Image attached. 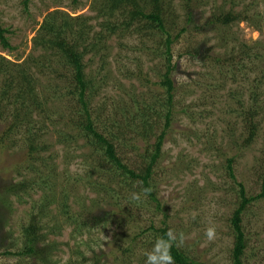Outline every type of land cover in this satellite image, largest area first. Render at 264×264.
Returning a JSON list of instances; mask_svg holds the SVG:
<instances>
[{"label": "rangeland", "instance_id": "1", "mask_svg": "<svg viewBox=\"0 0 264 264\" xmlns=\"http://www.w3.org/2000/svg\"><path fill=\"white\" fill-rule=\"evenodd\" d=\"M93 3V0H0V24L9 30L7 36L15 47L9 51L0 43V54L16 62L24 61L30 54L39 55L40 52L34 50L33 38L48 13L61 10L71 16L94 17L97 13L92 9ZM222 5L227 9L231 6L225 4L224 0H209L196 12L195 23L203 22L213 9ZM174 6L170 9V21L167 22L172 26L173 36L184 27L187 30L173 46L177 68L172 76L176 85L172 125L155 170L162 211H158L157 204L145 194H141L139 201L127 199L134 192L125 190L123 206H126L127 212L118 211L122 214L119 224L108 223L87 229L81 234H74L73 227L66 225L59 236H49L50 240L58 242L56 259L60 264H145V253L152 248L147 243H153V231L145 235L140 233L152 224L162 226L163 220L167 221L171 229L185 233L187 238L181 247L192 257L205 264H233L231 217L238 200L235 182L228 174L227 160L234 157L237 181L244 184L249 195L261 193L264 169V81L256 91L259 104L256 121L260 129L250 147L242 145L248 134L247 128L238 113L233 111L239 110L237 99L245 101V107L250 108L251 86L258 79L264 80V28L258 30L241 22L230 27L201 31L194 27V23L187 24V16L179 0L174 1ZM244 6L264 11V0H241L237 9ZM100 20H92L96 30H99ZM161 41L156 32L149 37L136 32L124 38L112 36L104 45V53L86 57L87 73L96 78L98 88L93 107L102 108V104L107 102L105 111L99 115V119H102L100 123H104L109 113L112 116L111 113L122 111L125 105L133 110L134 100L149 102L157 93L160 99L164 97L165 90L158 84V74L165 69L163 52L166 47ZM241 43L258 50L262 57L248 62L241 75H235V72L225 74L229 79L224 88L219 87L223 82L219 64L208 55H204L209 58L203 63L186 53L199 49L202 53L225 57L238 50ZM55 65L59 72L71 75L69 68L65 70L60 66L62 64ZM55 75L54 72L43 76L39 90L41 94L51 93L63 99L71 79ZM102 78L104 81H100ZM60 102L55 101V106ZM71 104L75 105L73 102ZM74 109L77 110V106L71 107V111ZM161 128L159 126L157 132ZM56 140L50 127L44 131L43 141L50 144L46 156H55L60 178L57 192L64 190L70 195L71 211L81 212L92 200L103 196L80 178L85 176L94 159H84V154L89 152L86 148L74 153L75 156L79 155L71 159L74 154L63 148V145L55 144ZM83 142L81 140L80 144ZM21 156L24 157V154L20 149L8 150L0 146L1 187L7 186L17 176L15 166L22 161ZM125 157L129 161L138 159L131 152ZM38 198L39 195L35 196V199ZM2 203L6 204L5 209L9 211L6 215L9 217L1 234L8 238L5 246L12 247L19 241L20 227L30 219L33 203L30 198L18 200L15 196H4ZM56 213L54 207L48 212L50 218ZM210 226L216 229L213 241H208L205 236V230ZM243 228L247 238L244 264H264V198L248 207L243 216ZM126 247H131L132 252H124ZM3 251L0 249V264H25L20 257L3 255Z\"/></svg>", "mask_w": 264, "mask_h": 264}, {"label": "trees", "instance_id": "2", "mask_svg": "<svg viewBox=\"0 0 264 264\" xmlns=\"http://www.w3.org/2000/svg\"><path fill=\"white\" fill-rule=\"evenodd\" d=\"M93 1L92 9L97 13L94 17L71 16L61 10L48 13L33 38L34 50L40 52L39 55L30 54L24 61L16 62L0 54V146L8 150L20 149L24 154V157L21 156L22 161L15 166L17 176L7 186H0V249H4L3 255L18 256L25 264H60L56 259L58 242L50 240L49 236H59L66 225L73 227L74 234H81L87 229L102 227L108 223L119 224L122 214L118 211L127 212L126 206H123L125 190L144 194L143 189L150 188L152 191L146 194L149 200L157 204L158 211L163 208L157 195L155 170L162 158L164 141L172 125L176 91L172 76L177 68L173 46L187 28L184 27L173 36L172 26L167 24L170 21V9L175 8V0ZM240 1L224 0L225 4L231 5L230 8L218 6L203 22L197 23L194 19L198 14L196 12L209 0H179V3L187 16V24L194 23L197 30L230 27L241 22L258 30L263 29L264 11L251 10L246 6L237 9ZM99 18V30H96L92 20ZM133 32L146 37L156 32L162 40L160 43H165V69L158 74V84L165 90V95L160 99L157 93L149 102L144 103L134 100L133 110L125 105L119 111L120 114L115 111L110 116L109 113L104 123H100L102 119H99V115L101 111H105L107 102L102 104V108L93 107L98 88L96 78L87 73L86 57L104 53V45L110 37L124 38ZM8 33L9 30L0 24V43L4 49L11 51L15 47L11 44ZM186 53L203 63L210 57L220 65L219 73L223 77L220 88H224L229 79L225 74L235 72V75H241L248 62L262 57L258 50L244 43L225 57L202 53L199 49ZM55 64H62L60 66L63 69L69 68L71 75L59 72ZM54 72L55 76L71 79L63 99L51 93V96L40 93L41 78ZM263 81L262 78L258 79L251 86L250 108L245 107V101L237 99L239 110L233 111L238 113L247 128L248 134L246 133L242 143L244 147H250L254 143L260 129V124L256 121L259 113L256 91L263 85ZM58 100L61 102L55 106V101ZM73 106H77V110L71 111ZM59 125L60 128H57ZM159 126L162 128L157 132ZM49 127L56 135L55 144L63 145L72 154L86 148L89 152L84 154V159H94L85 176L80 178L93 191L103 196L92 200L81 212L71 211L70 195L64 190L57 192L60 178L55 156H46L50 144L43 141L44 131ZM81 140L84 141L82 144ZM130 152L138 159L127 160L125 156ZM78 155L74 154L71 159ZM233 164L234 157L228 158L227 170L235 182L238 200L231 217V258L233 264H244L247 238L243 216L252 203L264 198V169L261 193L249 195L244 184L237 181ZM69 178L70 176L67 177ZM38 195L39 198L35 199ZM4 196H15L18 200L30 198L33 203L30 219L20 227L18 243L15 247L12 245L14 250L5 246L8 238L1 234L9 217L6 215L9 212L5 209L6 204L2 203ZM127 199L132 200L128 196ZM51 207L56 208L57 212L53 218L48 214ZM169 229L167 221L163 220L162 226L152 224L140 234L153 231L151 241L154 243L156 238ZM153 243L147 244L152 246ZM124 252H132V248L126 247ZM172 254L175 264H205L192 257L181 246H173ZM129 259L132 262L130 256Z\"/></svg>", "mask_w": 264, "mask_h": 264}, {"label": "clouds", "instance_id": "3", "mask_svg": "<svg viewBox=\"0 0 264 264\" xmlns=\"http://www.w3.org/2000/svg\"><path fill=\"white\" fill-rule=\"evenodd\" d=\"M152 190L150 188L143 189L146 195ZM131 199L139 201L140 193H132ZM205 236L208 241H213L216 238V229L210 226L205 230ZM186 235L183 232H177L174 229H169L164 235L155 239L150 251L145 253V264H175V259L172 254L173 246H182L186 241Z\"/></svg>", "mask_w": 264, "mask_h": 264}]
</instances>
